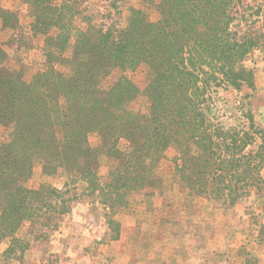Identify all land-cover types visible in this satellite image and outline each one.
I'll return each mask as SVG.
<instances>
[{
    "label": "trees",
    "instance_id": "obj_1",
    "mask_svg": "<svg viewBox=\"0 0 264 264\" xmlns=\"http://www.w3.org/2000/svg\"><path fill=\"white\" fill-rule=\"evenodd\" d=\"M22 1L30 31L43 37V62L26 80L6 64L0 47V241L8 240L6 257L28 248L16 235L23 224L42 238L70 210L67 187L27 185L35 164L45 176L66 175L64 186L83 183L108 208L106 222L115 230L113 216L128 196L158 184L157 166L169 148L175 150L174 175L188 193L233 206L253 188L264 191V130L251 119L246 127L222 125L211 102L219 87L254 84L243 60L264 33L237 29L242 0H141L155 8L157 20L129 7L124 26L107 27L86 11L87 0ZM0 20L4 28L18 24L16 13L1 5ZM140 65L149 74L144 112L129 108L138 88L123 73ZM114 70L119 77L105 86ZM90 134L97 135L96 147ZM100 155L111 163L103 183Z\"/></svg>",
    "mask_w": 264,
    "mask_h": 264
},
{
    "label": "rangeland",
    "instance_id": "obj_2",
    "mask_svg": "<svg viewBox=\"0 0 264 264\" xmlns=\"http://www.w3.org/2000/svg\"><path fill=\"white\" fill-rule=\"evenodd\" d=\"M0 5L14 11L18 19V24L11 29L4 28L0 20V47L5 51L6 64L21 69L24 78L30 80L42 67L43 37L30 31L31 17L22 0H0ZM86 6L94 20L105 27L124 26L129 7L143 8L152 21L158 18L155 8L141 0H87ZM239 11L238 30L264 33V0H242ZM69 49L66 54L70 53ZM243 64L253 69V86L243 85L239 90L228 86L215 89L211 93L213 112L224 126L246 127L251 119L264 130V40L245 57ZM123 73L138 88L129 108L146 111L147 67L140 65ZM119 75V70L112 71L104 80L105 86ZM4 136L5 131L0 127V141ZM88 142L96 147L97 135L90 134ZM120 147H124L123 142ZM174 155V148L164 153L157 166L160 177L155 187L132 193L126 207L114 214L118 230L106 222L108 208L96 194L84 191L83 183L64 186L66 175L45 176L40 164H35L27 185L38 188L45 183L62 191L67 187L70 210L62 216L58 227L42 238L29 233L28 223L16 235L27 240L32 250L42 253L44 264H60V260L71 264H184L196 247L204 248L206 257L211 256L212 245L244 259L245 264H264V191L253 188L233 206L188 193L174 175ZM110 166L100 155L101 183L105 182ZM1 241L0 254L5 255L4 243L8 246V240Z\"/></svg>",
    "mask_w": 264,
    "mask_h": 264
},
{
    "label": "crops",
    "instance_id": "obj_3",
    "mask_svg": "<svg viewBox=\"0 0 264 264\" xmlns=\"http://www.w3.org/2000/svg\"><path fill=\"white\" fill-rule=\"evenodd\" d=\"M230 233L229 231H227ZM227 232L223 233L222 238L227 234ZM234 233V231H232ZM197 237H199L198 233ZM58 241L61 242V236L58 237ZM2 242V241H0ZM57 242V243H59ZM55 243V244H57ZM5 249L7 243H4ZM217 245H212L210 249L211 256L206 257L204 254V248L196 247V251L192 252L188 257H186V261L184 264H245L244 259L241 260L238 256H232L229 253L224 251H220L216 248ZM192 248V247H191ZM4 249V250H5ZM56 251H62L61 249H56ZM200 252V253H199ZM0 264H44L43 255L38 251L32 250L28 247L22 255L20 253L16 255H11V257H6L5 255L0 254ZM60 264H71L66 261L60 260Z\"/></svg>",
    "mask_w": 264,
    "mask_h": 264
}]
</instances>
